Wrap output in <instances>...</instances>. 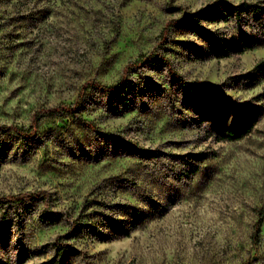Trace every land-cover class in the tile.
Returning <instances> with one entry per match:
<instances>
[{
  "label": "rangeland",
  "instance_id": "obj_1",
  "mask_svg": "<svg viewBox=\"0 0 264 264\" xmlns=\"http://www.w3.org/2000/svg\"><path fill=\"white\" fill-rule=\"evenodd\" d=\"M258 1L0 0V125L27 127L37 108L71 104L89 80L113 86L136 64L122 91L83 93L79 115L102 134L70 116L44 118L31 139L0 132V196L52 197L0 205V264H52L69 222L96 224L100 211L122 231L103 221L62 239L72 251L61 264L264 262V42L225 54L209 43L235 42L227 9ZM159 56L220 95H188ZM247 111L248 133L217 138L214 118L235 129Z\"/></svg>",
  "mask_w": 264,
  "mask_h": 264
},
{
  "label": "trees",
  "instance_id": "obj_2",
  "mask_svg": "<svg viewBox=\"0 0 264 264\" xmlns=\"http://www.w3.org/2000/svg\"><path fill=\"white\" fill-rule=\"evenodd\" d=\"M227 11L234 17V21L237 27V39L235 42L221 40L220 43H217L216 39L211 37V39H209V43L211 44V48L214 52H220L221 54H225L229 51L243 53L245 51L252 50L258 47L259 45H262V43L264 42V1H258L255 3L242 2L237 6H230ZM174 24H176V22ZM243 26H246L248 29H258V31H260L263 35L259 36L252 31L248 32L242 28ZM159 59L168 68L173 79H175L179 83V85L188 95L191 96L192 93L202 92H209L211 95L216 96L220 95V91L218 90L217 85L201 80H186L172 68L168 58H166L165 56H159ZM134 67H136V64H128L125 67L123 76L121 77L119 82L113 86H106L101 84L100 82H96L93 80L86 81L83 84L80 94L71 104L62 103L56 106L39 107L31 115V119L27 127H18L16 125H0V132L6 133L12 131L16 135L21 136L25 139H31L38 136L44 118L54 116H70L81 128L87 129L93 133L102 134L103 132L98 126L91 122H88L79 115V111L82 105L83 93L87 88L96 89L108 94H114L122 91L126 87V74L128 73V71L133 70ZM255 68L259 71H264V59L260 60L256 64ZM235 115L237 121L235 129L224 127V124L226 122L224 116L216 117L212 120V128L214 131H217V138L219 140H238L251 130L252 124L256 119V114L254 112H236ZM118 145H123L128 150L138 149L139 153L142 155H147L150 153L146 149L136 148L134 144L126 140L124 141L122 139H119ZM29 200L40 201L45 206V208H48L51 204L52 197L46 190L34 192L28 191L10 196H0V205L9 206L11 204ZM47 216L49 217V220L54 221L55 219L60 217V214L53 213L48 214ZM94 217H100L103 219L96 224H85L78 221V219H74L69 222L70 226L67 235L57 237V240L54 244L55 255L57 258L51 259L50 263L61 264V260L63 259L64 255L72 251V246H70V244H68L67 242H63L62 239H66L71 236H78L83 232V229H90L91 232L101 233L100 230L105 228V222L106 224L113 225L114 227L117 226L119 231H122V226H118V223L120 225V222H122L123 220H118L119 216H117L115 213L114 215H109L100 211L97 212L96 216ZM263 220L264 215H261L256 225L257 233H259V228ZM122 233H124V236L128 235V231H124Z\"/></svg>",
  "mask_w": 264,
  "mask_h": 264
},
{
  "label": "built area",
  "instance_id": "obj_3",
  "mask_svg": "<svg viewBox=\"0 0 264 264\" xmlns=\"http://www.w3.org/2000/svg\"><path fill=\"white\" fill-rule=\"evenodd\" d=\"M252 264H264V262H253Z\"/></svg>",
  "mask_w": 264,
  "mask_h": 264
}]
</instances>
